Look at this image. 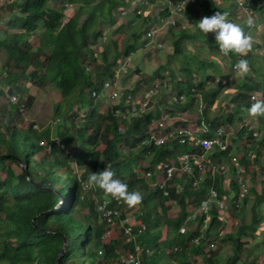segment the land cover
<instances>
[{
    "label": "trees",
    "instance_id": "obj_1",
    "mask_svg": "<svg viewBox=\"0 0 264 264\" xmlns=\"http://www.w3.org/2000/svg\"><path fill=\"white\" fill-rule=\"evenodd\" d=\"M48 1L8 2L9 10L17 11L4 23L6 25L4 37L0 38V50L6 52V60L2 65L4 72L0 71V222H2L0 264H55L64 245L58 264H112L115 259L118 264H122L120 254L124 252L123 255L126 257L129 251L133 250L135 242L140 243L144 249H148V252L143 251L140 255V264H199V261L203 264H218L220 247L209 249L203 244V240L207 238H211L212 241L217 238L218 235L213 234V228L220 225L223 220L214 206L210 211V224L201 242L193 241V238L200 234L198 230L200 226L191 232L180 230L191 207L188 205L189 202L199 204L207 196L209 184L192 188L191 181L188 179L187 187L180 190L178 176L174 174L164 188H161L155 183L153 174L152 182L145 181L139 175L140 172L152 170L157 163H171L172 159H176L179 153L188 150L189 147L176 142L171 148L165 145L157 151H153L152 143L142 147L137 146L147 136V129L156 115L144 114L141 118L132 119L126 129L121 131L119 130L120 122L114 116L116 107L122 108L121 105L109 103L104 113L93 107L91 94L93 88L97 90L95 93L98 96L111 100L108 97V91L115 85L112 67L118 58L117 45L108 47L101 42L102 21L115 22L113 14H117L118 9L127 0H119L114 5L111 4V0H68L73 4L74 9L67 15L63 13V7H51L47 4ZM242 1L250 7V11H253L257 2V0H248V3L247 0ZM232 4L238 11L235 0ZM198 7L205 16H210L216 11L227 12L215 0H198ZM184 13L186 17L193 15L188 8ZM159 14L164 19L168 18L166 8ZM82 16L84 17L81 19ZM39 26H42V30L37 33ZM168 33L167 39L171 44L173 43V55L183 53L182 40L191 39L194 36L185 29L175 31L171 25L168 27ZM33 34L39 39L37 46L33 45L32 40L29 39V36ZM201 36L197 37L205 42L207 36L206 38ZM211 41L213 42L214 39ZM33 46H35L34 49ZM130 48L134 49L132 44H128L122 52L126 55L131 51ZM100 52L103 53V57L97 58ZM232 56L237 61L240 59L237 58L238 54H232ZM205 62L207 61L201 59V63ZM213 62L206 66L213 67ZM86 65H90L93 69H85ZM250 66H252L251 63H249ZM29 67L32 69L27 79L24 73ZM254 70L257 69L254 68ZM160 71H163V74ZM160 71L147 77L139 76V80L149 83L154 78H163L169 71L172 74V71L167 70L166 67ZM47 72H52L54 75L51 76V81L66 101L65 105L70 107L62 112V107L57 105L54 108L55 119L51 122V129H38L33 120L27 119L34 93L28 89L15 90L13 83L20 82L24 85L28 82L32 87L39 88ZM207 76L205 78H209ZM261 76L264 77V73ZM106 81L109 83L108 87L104 86ZM183 81L185 83L176 82L173 77L172 83L175 85L181 83L184 86L178 85L175 95L184 94L185 100L190 98L194 102L198 98L194 96L197 93L201 102L208 106L204 108V113H207L216 94L195 88L196 84H199V88L202 87L204 84L202 79L194 85L186 80ZM7 82L10 83L6 93L2 87ZM132 86L134 87V84L130 87L128 85L125 91H131ZM86 87L90 89L88 107L86 111H83L81 102ZM254 88L261 91L257 101H264V84L260 85V82H257ZM24 92H28L27 96L23 95ZM74 93L77 94L79 104L76 109H71V103L67 100ZM8 96H13L14 99L10 100ZM209 96L211 97L208 98ZM251 101L253 99H250L249 93L242 94L240 91L236 93L229 100L235 103L236 107L233 113L227 114L223 121L228 123L233 118H241L239 114L237 117L234 113L243 108H245L244 114L250 115L247 109ZM99 113L100 117L96 119ZM79 115L84 118L86 116V119L83 118L85 127L76 124L75 120ZM63 117L68 121L66 126L61 123ZM257 117L263 123V130H259L262 138L257 144L254 143L256 136H253L243 123L238 129L241 131L240 134H246L245 137L241 136L244 142L239 155V162L245 170H247L249 159L252 160L264 153L260 149L264 145V115ZM214 121L211 125H214ZM52 127L55 129L52 130ZM85 129L89 130L87 135H77L81 131L86 132ZM99 143L103 145L102 148L97 147ZM72 147L75 148L79 166L87 167H84L82 172L70 168V162L75 158L69 153ZM122 151H126L127 154L123 155ZM230 151L231 149L228 148L225 152L215 153L214 156L228 157ZM147 153L149 155H146ZM148 156L150 161L148 159V164L145 165L144 160ZM105 167L113 170L116 177L128 185L129 191L136 190L142 194L141 201L134 206H128L115 199H112L114 203L110 204L111 208H116L120 213L115 218L116 222L127 219L126 224L133 225L134 240L131 242H125L122 228L119 233L121 241L113 239L104 241L103 236L110 227L98 210V203L94 197H89L86 201L88 221L75 219L73 216L75 210L82 212V206L79 204L80 198H84L82 179H87L86 175L88 176L90 172H97ZM235 179L237 181L236 176ZM235 179L230 181L233 190L232 201H230L232 212L239 211L248 201L246 196L238 200L240 187ZM90 188L93 196L101 195L103 191L92 185ZM61 194L65 198L62 203H60ZM257 199L259 200L257 197L252 205L251 220L245 224L240 223L235 231L222 237L225 238V242L229 240L233 248L232 255L224 264H254L248 263L246 258L241 261L240 255L250 240L256 237V223L259 222L255 212L259 202ZM149 200H152V209ZM173 205L178 207L174 214L170 213ZM130 209L133 210V217L127 218L126 213ZM143 223L146 225V230L138 235L137 227ZM147 224H152L151 235L147 234ZM250 253L249 248L245 256L249 257Z\"/></svg>",
    "mask_w": 264,
    "mask_h": 264
},
{
    "label": "rangeland",
    "instance_id": "obj_2",
    "mask_svg": "<svg viewBox=\"0 0 264 264\" xmlns=\"http://www.w3.org/2000/svg\"><path fill=\"white\" fill-rule=\"evenodd\" d=\"M14 1L15 0H0V38L4 37V33L6 29V25L4 23L6 22V20L9 19V17L13 13L17 11L16 9L9 10V8L7 7L9 4L8 2L12 3ZM65 1H67L66 6L64 5ZM65 1L49 0L47 4H49L51 7H59V8L63 7V9L66 8L65 11H68L70 14L74 9L73 4H71V2H69L68 0H65ZM167 1H168L167 3H163V2L156 3L155 7L157 8V10L160 8L162 9L163 6H166L168 5V3L171 4L173 2L169 0ZM215 1L221 5H225L224 3L222 4V1L228 2L227 5L229 6H227L226 10L227 11L230 10V11L228 13L227 18L234 23L239 22V20L242 18L239 22V24L242 25L243 17L245 15L242 14L240 18L236 16V21H235L234 20L235 16H233L232 14L234 12L233 9L237 10L236 7L230 6L232 5L234 0H215ZM118 2L119 0H111L112 5ZM246 2L248 3V0ZM149 3H150L149 12L150 14H152V17H148V18L136 10L135 11L127 10V12H125L124 9L119 8L118 14H113V17L115 18V22H114L115 28H113L115 31L113 33L110 32L111 23H109L108 21H102V25H101L102 31L101 32L103 35L107 37L106 43L108 47H114V45H117L118 47L117 53L118 55L122 54V56L125 55V53L122 51L129 43L132 44L134 47L133 50L130 48L132 52L130 54L129 64L133 66L134 68H136V70L133 71L131 69V71L127 72L128 75L123 74V76H121V78L119 79V82L117 83L116 87L118 88V90L120 91L122 95L127 93L125 90H127L128 85L130 87L133 84L134 86H137L138 84L136 88H141L143 84H146L144 81L139 80V76H141V74L144 73V77H147L150 74H153L155 71H160V69H162L163 67H166L167 70L169 69L172 71V74L169 71L171 80L173 79V77H175L176 82L179 81L181 83H185V81L183 80H186L194 85V83H197L199 79H202L204 81V84L202 85V87L199 88L198 86L199 84H196L195 88L198 90L199 89L208 90L207 93L212 92V94L213 93L216 94V97L213 100V104L209 105L207 113H204V108L208 106H205L204 103H200L202 105L200 108L202 111V115H201V112H197L196 110L198 101L192 102L190 98H187L181 104V106H173L165 100L168 106L170 107L172 106L174 107V109L177 110L178 117H181L183 114L185 117L189 119L187 122L183 120H179L177 124H180V125L192 124L193 127H196L195 124H198L201 120H203L207 124V127L209 129H212L213 127H216L222 124L225 132L229 136L228 140L232 141V143L235 142V144H238V143L240 144V142H243L244 138H241V140L237 138L238 135L236 133L238 132L236 131L238 130V127L240 126V121H238L239 119L236 118L237 120H235V118H233V120L228 123H225V121H223V119L226 118V115L233 113L234 108L236 107V104L229 102V100L231 97H234L235 93H237V90H234L233 92V89L229 88V90L224 91L223 86H229V82H230V85H232L233 82H231V79L236 77V79L234 80L236 81V83L239 80L242 81L241 87L243 88V91H241L240 93L243 94L244 92L248 93L250 91L255 90L254 86H255L256 80L260 82V85L264 84V77L261 76L264 73V70H263L264 69V58L262 61L259 58L260 55H263L262 57H264V33H263L264 31L258 32V29L261 30L263 28L264 16L262 15L261 7L264 10V0H257L256 5H255L256 9L252 8L253 9L252 16L255 18V23H254L255 26L251 27L250 29L247 27L244 28L245 32L249 35L250 38L255 37V43H254L255 45H252V48L246 54H244V56H239V54L237 56L240 58L241 57L243 58L251 57L252 58V61H251L252 66L249 67L248 65V69L250 71L243 75H241L234 67H232L233 65L232 53H229L228 55L222 54L217 48V46H215L214 44L215 42L211 41V39H214L213 33L209 32L208 34H206L207 40L205 42L199 40L197 36H201L203 33H200L195 27H192L193 19H191L192 18L191 16H188L191 18H187L185 16V13L181 15L183 21H179L181 16L180 17L175 16V20L177 23L175 22L174 26L172 24L171 25L175 29V31L185 29L191 32V34H193L194 36L191 39L186 38L182 40L181 46H184L183 53H177L173 55L174 54V53L172 54V51H173L172 44L173 43L171 44L170 41L166 38H165V43H164V40H161L162 42L160 41V39L163 36H167V33L165 32V30L166 31L168 30V25L165 23V20L156 22V17H155L156 8H154V3H151L150 0H149ZM125 6H127V2L125 4H122L121 7L126 8ZM195 8H197V6ZM121 9L122 11L121 13H119ZM162 11L163 10H161V12ZM238 11L239 12L237 13V15L241 13L240 9ZM84 16H82L81 19ZM204 16L205 15H203L200 11L199 12L196 11V13L194 14L195 24L197 20H199L201 17H204ZM151 18H153L154 20L150 21ZM145 23H147L146 26L148 25L154 29V35L150 39V44L146 46L144 44L145 47L144 46L139 47V41L143 40L145 37V30H147V28L150 29V27L145 26ZM162 24H163L162 30H160V26ZM41 30H42V26H39L36 32L40 33ZM40 35L43 36L42 34ZM201 37L205 38V35ZM29 39L32 40L33 45L37 46L39 44V39L35 34H33L32 36H29ZM156 43L157 45L162 44L163 46L162 49L161 48L155 49L154 46ZM35 46H33V49ZM41 47H44V45H41ZM100 56L102 58L103 53L100 52L97 58H100ZM147 58L149 59L148 61H146ZM201 59H204L207 62L203 64L201 63ZM5 60H6V52L4 50H0V71L1 73L4 72L2 65L4 64ZM211 61L212 62L215 61L213 62V67L206 66V64L209 65ZM234 62L236 63L237 61H234ZM261 62L263 63L262 65L263 68H260V66H258L260 65ZM113 66H115V64H113ZM253 68L257 70H254ZM31 69L32 67H29L24 73V76L27 79H28V73ZM19 72L21 73V71ZM160 73L163 74V71H160ZM135 74H137V76ZM51 76H54L52 72H47L44 82L39 88L32 87L28 82L25 83L24 85L21 84L20 82L13 83L15 90L22 91L23 89H28L32 93H34V100L31 104L30 111H28L27 113V119L33 120L36 123V127L38 129L39 128H50L51 122H53L52 120L55 119L53 115H54V110H55L54 108L57 105H60V107H62L61 109L62 112H65L70 107V106L65 105L66 101L63 100L59 91L55 89L53 82L51 81ZM206 76L209 78L211 77V78L210 79L205 78ZM252 80H254L253 83L251 82ZM8 83L10 82H7L5 85L3 84V87L1 86L2 90L6 93H7L8 86H9ZM181 83H177L176 85L172 83V90L169 92V94H175L176 93L175 90H177L176 88L178 87V85H180V87H184ZM260 88L262 90L261 86ZM134 89L135 88H133L131 91H134ZM89 90L90 89L86 87L83 93V100L81 102L83 106V111H86V108L88 107L87 101H88V91ZM93 90L97 91L95 88H93ZM27 93L28 92H24L23 95L27 96ZM250 93L255 94V99H253V101H257L258 96L261 95V91H259L258 89H256L257 94L254 91ZM133 94L136 95L137 93H133ZM222 95H225L224 97H226V99L225 98L221 99L220 96ZM210 97L211 96H209L208 98ZM8 99L13 100L12 96H8ZM135 99L137 100V97ZM92 100H93V107L97 110H100L101 113H104L106 110V107L109 106V101L100 95L98 96L96 94L95 96H93ZM67 101L71 103V109H76L77 104H79V100L77 99L76 93L72 94L68 98ZM253 101L250 102V105L254 103ZM237 111L238 112H235L234 115L237 116V114H239L242 122L243 121L247 122L249 121L248 119H250L249 124H251V126L256 128V131L258 132L257 136L254 139L258 140L261 137V135H259L260 125H257L255 118H251L253 117V115L250 114L251 116L250 117L244 114L245 108L239 109ZM77 113L79 114V112ZM24 116L26 118V115ZM99 117H100V113L96 116V119H98ZM83 118L84 116H80V115L76 118L75 121L78 126H81V127L86 126L84 122V119H86V116L84 119ZM62 120L63 121L61 123L63 125L65 126L68 125V121L65 117H63ZM212 121H214L215 126L211 125ZM124 126L126 129L127 124L125 123ZM154 126H155L154 121H152V124L149 125L147 131H149L151 128H155ZM119 128L122 131L121 125ZM54 129L55 128L52 127V130ZM88 132L89 130H86V132L81 131L79 132V134L77 133V135L85 136L87 135ZM54 134L56 135L55 131H54ZM244 134L245 133L239 134V135L240 137L241 136L244 137ZM75 146H77V144H75ZM97 147L102 148L103 145L99 143ZM231 151L233 150L231 149ZM122 152H124L123 155L127 154L126 151H122ZM69 153L75 156V158H73L72 161L70 162V168H72L74 171H77V170H79L80 172L84 171L83 168L86 166L84 165L79 166L80 164L77 162L78 159L76 158L75 148L72 147ZM149 158L150 156L146 157V159L144 160L146 162L145 165L148 164ZM249 160L251 162V159ZM20 164L23 166L22 162H20ZM169 165H170L169 163H162V162H160V164L157 163V165H155L153 169L150 170L151 175L153 174L155 176L154 180H161L165 168ZM15 169L16 171H18L17 167ZM174 172H176L178 176L180 189L183 190L185 187H187L188 177L185 173H182L180 171L179 167L175 168ZM228 172L229 171L224 172L223 174H216L215 177L209 178V179L205 177L199 181L198 186L199 187L200 185L203 186L205 185V182H207L209 185L214 186L215 189H219V192H220V189H222V185H223V188L227 190L226 193H228L229 191L231 192L232 189L229 183L231 180L235 179V173L234 171H230L229 173ZM241 177L245 179V182L249 189L247 196H246L248 199L252 200L254 198L253 196L254 191L256 190L258 192L260 187L263 193L264 179L262 180L259 172L254 171V169L251 167V164L248 163L247 170L244 169L242 171ZM142 178L147 182H152V179H149L150 177L148 178V177L142 176ZM86 181L87 179H82V182H83L82 184L83 192L82 193L84 194V198H80L79 200V204L82 206V212L80 213L78 212V210H75L73 212V216L75 217V219H81L83 221L89 220V214H88L87 203H86L87 198L94 197L96 203L98 204L100 203V201H103V199L104 201H107L109 204L114 203V201H112V198L108 196L107 194H105L103 191L101 195L93 196V194L90 193V189H91L90 185L88 184V182L86 183ZM235 182H237L236 179H235ZM63 187H65V184H63ZM220 195H221V198L225 201L226 207H225L224 213L220 214V217L223 218L222 223L213 228L214 229L213 234L218 235L217 238L213 239V241L215 242V246L220 247V250L218 253V264H224L226 259L232 255L233 248L230 246L231 242L229 240L225 242V238L223 239L222 237H226L227 234L235 231L237 227L240 225V223H244V224L248 223V221L250 220V215H249V212L245 213L244 211L242 212L240 210L232 212V208L230 205L231 198H229L227 194L225 193H221ZM63 199L65 198L62 195V201ZM149 203H150V208L152 209V205H151L152 200H149ZM188 205H191L189 209H192L193 207H197L198 204H193L192 202H189ZM177 210H178V207L176 205H173L170 213L174 214L177 212ZM188 213H189V210H188ZM126 217L127 218L133 217L132 209H130L129 212L126 213ZM1 225H2V222H0V229H1ZM110 228H111L110 229L111 232L107 231L103 236L104 241L108 242L110 240L112 241V239L114 241H117V240L121 241V238L119 235L120 228L114 227V226H111ZM152 231H153L152 224H147V234L151 235ZM262 238H259L258 240H262ZM249 248L251 249V247L246 246V249H244V251L241 253L240 255L241 261H244V258H246L247 261H250V257L245 256ZM123 253L120 254V259L123 256ZM257 255L261 256L263 259L264 258V248H260L257 252ZM263 262H264V259H263ZM112 264H118L117 260L115 259L114 261H112ZM199 264H203V262L199 261Z\"/></svg>",
    "mask_w": 264,
    "mask_h": 264
},
{
    "label": "built area",
    "instance_id": "obj_3",
    "mask_svg": "<svg viewBox=\"0 0 264 264\" xmlns=\"http://www.w3.org/2000/svg\"><path fill=\"white\" fill-rule=\"evenodd\" d=\"M238 8L245 16L251 14L250 8L242 0H235ZM197 4V0H174L172 5L169 7V15L171 17L170 21L174 24V17L176 15L182 14L187 7H192ZM242 14L237 15L239 18ZM253 27V26H252ZM148 36L152 35V31L147 33ZM161 44H158L157 47H161ZM129 58L121 63L118 68L119 71H124L127 66ZM117 80H115V85L108 91V97L111 101H117L122 108L116 107L114 111V116L120 122L122 131L125 129L124 124H128L132 119L141 118L144 114L149 113L151 110H155L158 115L154 121V127L151 128L147 136L138 143L137 146L142 147L143 145L152 143L153 151L159 150L162 146L169 145V148L172 147L173 143H178L180 145H186L188 150L182 151L176 156V159H172L170 165L167 166L163 172L161 180H155V183L158 184L161 188H164L165 184L170 181L176 172L174 169L179 167L182 173H185L188 179L191 181L192 188H198L199 181L205 177L213 178L216 174H223L227 171H234L237 178V184L240 187V194L238 200H241L242 197L247 196L249 191L248 186L245 182V179L241 177V173L244 170L242 165L239 162V155L230 151L228 157L224 155L214 156L217 152H225L228 148H234L236 145L229 141V136L225 132L223 125H218L209 129L207 124L201 120L198 124H195L196 127H193L192 124L180 125L177 124L179 120L188 121L183 115L178 117V112L171 113L164 107L159 108L156 103V95L166 96L167 102L173 106H179L185 101V95H175L169 94L172 90V80L169 75H165L163 78H155L153 81L147 85L142 92H139L135 95L131 92H127L124 95L120 93L116 87ZM104 86L108 87L109 83L104 82ZM92 96H95V90L91 92ZM195 101H198L197 112H201V98L197 93L194 94ZM137 97V100L135 99ZM14 99V97L12 96ZM242 126L240 123L239 128ZM243 126L247 127V130L252 133L253 136H257V132L249 122H243ZM120 130V128H119ZM231 140V139H230ZM146 155H149L148 153ZM228 172V173H229ZM141 173V174H140ZM142 177L152 178L150 170L145 172H140ZM177 175V174H176ZM207 188L206 197L200 201L197 207L189 209V213L185 223L182 225L180 230L182 232H191L196 230L199 227L200 234L196 235L193 238V241L196 243L201 242L206 234L207 227L211 221L210 210L214 206L218 214H223L226 203L221 198L220 192L218 189H215L214 186L209 185ZM180 188V186H179ZM181 190V189H180ZM111 205L107 201H101L98 204V210L102 213L103 218L105 219L109 227H119L123 229L125 235V242H131L134 240L133 235V225L126 224L127 219L116 222L115 218L119 216V211L116 208H111ZM118 223V224H117ZM137 234L141 235L146 229V225L140 224L137 227ZM109 231V230H108ZM107 232V231H106ZM206 248L212 249L215 246V242L211 238L203 240ZM148 252V249H144L140 243L135 242L133 250L129 251L126 257L124 255L121 257L122 264H140V255L143 251Z\"/></svg>",
    "mask_w": 264,
    "mask_h": 264
},
{
    "label": "clouds",
    "instance_id": "obj_4",
    "mask_svg": "<svg viewBox=\"0 0 264 264\" xmlns=\"http://www.w3.org/2000/svg\"><path fill=\"white\" fill-rule=\"evenodd\" d=\"M158 1H161V0H158ZM158 1H156V3ZM147 3H149V0H127V6H125L126 8H123V7H121V8L124 9L125 12H127V10L128 11L129 10H131V11L136 10L139 12V9L141 7L148 6V5H146ZM172 3L169 4L168 6H165V8L168 10L169 7L172 5ZM64 5L66 6V3H64ZM196 6L198 9L195 8ZM187 8L192 11L193 15L196 13V11L199 12L200 8L198 7V0H197V4H195L192 7H187ZM122 9L119 11V13H121ZM186 9H185V11H186ZM65 10H66V8L62 9L63 13L65 15L69 14V12L65 11ZM184 12L182 14L176 15V16L179 17V16L183 15ZM240 14H242V12ZM159 16H160L161 20H165V23L168 25V27H169V25L172 24L170 21L171 17L169 15V11H168V16H167L168 18L167 19H164L160 14H159ZM227 17H228V13L216 11L214 14H212L210 16H204V17H201L199 20H197L196 24H195V28L200 33H203L205 35V38H206V34H208L209 32L213 33L214 34V42L222 54L228 55L229 53H232L233 55L239 54L240 56H244V54H246L252 48V40L244 30L245 27L250 29L252 26L253 27L255 26L254 25L255 18L252 16V11H251V14H248V15L243 17L242 25L232 22ZM174 20H175V17H174ZM175 22H176V20H175ZM175 22H174V24H172L173 26L175 25ZM113 24H114V22L111 23L110 26H112ZM146 24L147 23H145V26H146ZM146 27H149V26H146ZM160 30H162V26L160 27ZM149 31H152L151 36L147 35V33ZM110 32L113 33L114 29L111 28ZM153 35H154V29L151 27H150V29L147 28V30H145V37H144L143 41L142 42L139 41V47H143L144 44H145V46L150 44V39L153 37ZM106 41H107V37L102 34L101 42L103 43V45L107 46ZM162 47L163 46L157 47V43L154 46L155 49H160ZM132 50L128 54L124 55L126 57L122 56V54L117 55L118 58H117L116 62L114 63L115 66L112 67V72L114 73V77H115V80H117V83H118V79L120 76H123V74H127V72L131 71V69L133 71L136 70V68L131 66L129 64V61H128V64L125 67V70L118 72V68L120 67L121 63L126 61L128 58L130 60V54H131ZM97 57H98V54H97ZM120 58H122V59L119 61ZM232 67H234L241 75L246 74L249 70L248 69V61H247V59H244V58L239 59ZM85 69H93V68H91L90 65H86ZM167 75L170 76L169 73ZM149 84H150V82L144 84L143 87L145 88ZM138 91H139V88L134 89V91H129V92L138 93ZM91 92H92V90H91ZM139 92H142V91H139ZM156 96H160V95H156ZM156 96H155V98H156ZM164 98L167 101L166 96H164ZM258 98H259V96H258ZM250 99L251 100L255 99L254 93L250 94ZM109 103L119 104V103H117V101H111V100L109 101ZM247 111L251 115H256V116L264 115V101H257L255 103L251 104L249 106V108L247 109ZM150 112L156 113L153 110H151ZM150 112L147 114H152ZM157 116L158 115L156 114V117ZM155 118H154V120H155ZM243 122H246V121H243ZM243 122L240 121V123H243ZM238 129H239V127H238ZM255 130H256V128H255ZM245 136H246V134H245ZM87 182L89 185L95 186V187L103 190V192L105 194H107L108 196H110L112 199L122 201L123 203H125L128 206H134V205L138 204L142 199V194L139 191H136V190L129 191L128 185L125 182H123L121 179L117 178L115 172L113 170L107 168V167H105L102 170H99L97 172H90V174L87 176ZM109 231L111 232V230H109ZM144 252H145V250H144Z\"/></svg>",
    "mask_w": 264,
    "mask_h": 264
},
{
    "label": "crops",
    "instance_id": "obj_5",
    "mask_svg": "<svg viewBox=\"0 0 264 264\" xmlns=\"http://www.w3.org/2000/svg\"><path fill=\"white\" fill-rule=\"evenodd\" d=\"M169 1H174V0H169ZM246 1V0H245ZM158 2H163V3H167L168 1L167 0H162V1H158ZM157 2V3H158ZM151 3H154V8H156L155 7V4H156V2H151ZM225 4V5H221V4H219V5H221L220 7L221 8H224V9H226L227 8V6H229V5H227L228 4V2H225V1H222V4ZM170 3H168V5H169ZM146 5H148V6H146V7H141L140 9H139V13H142L143 15H145L147 18L148 17H152V14H150V12H149V7H150V3H147ZM168 5H166V6H168ZM230 6H233V4L232 5H230ZM164 8H165V6H163L162 7V9L160 8V9H158L157 10V8H156V11H155V17H156V22H160L161 21V18H160V16H159V13H160V11L161 10H164ZM234 10V12L232 13L233 14V16H235L234 17V20L236 21V15H237V13L239 12V11H237V10H235V9H233ZM261 10H262V15L264 16V10H263V8H261ZM230 11V10H229ZM229 11H227L226 13H229ZM180 17V16H179ZM192 17V18H191ZM191 17H187V18H191V19H193V21H192V27H195V22H194V15H192ZM146 18V19H147ZM242 19V18H241ZM240 19V20H241ZM151 20H154L153 18H151L150 19V21ZM240 20H239V22H240ZM179 21H183L182 20V16L180 17V20ZM149 22V21H148ZM147 22V23H148ZM239 22H236L237 24H239ZM148 26V25H147ZM161 26H163V25H161ZM160 26V27H161ZM111 28H115V25L113 24L112 26H110ZM150 27V26H149ZM258 29V28H257ZM175 30V29H174ZM115 31V30H114ZM262 31H264V19H263V28L261 29V30H259L258 29V32H262ZM165 32L167 33V36L169 35V33H168V30L166 31L165 30ZM164 32V33H165ZM116 36V35H115ZM167 36H163L161 39H160V41L161 40H164V43H165V38L167 39ZM251 40H252V45H255L254 43H255V37H252L251 38ZM143 40H141V42H142ZM162 42V41H161ZM263 55H260L259 56V58L261 59V61L263 60V58L264 57H262ZM238 58V57H237ZM240 58V57H239ZM241 58H243V57H241ZM240 58V59H241ZM122 58H120L119 59V61L121 60ZM246 59H247V61H248V65H249V63H251V61H252V58L251 57H246ZM149 60V59H148ZM147 59H146V61H148ZM234 61H237L236 59H233L232 60V62H233V65L235 64V62ZM145 62V61H144ZM232 65V66H233ZM263 63L261 62L260 63V65H258V66H260V68H263ZM257 66V65H256ZM254 69V68H253ZM264 70V69H263ZM250 70H248V72H249ZM156 72V71H155ZM158 72V71H157ZM141 76L142 77H144V73L143 74H141ZM236 79V77H234L233 79H231V82H233L232 83V85H230V82H229V86H223L224 87V91H226V90H229V88H232L233 89V92H234V90H237V93L239 92V90H240V92L241 91H243V88L241 87V80H239L237 83H236V81H234ZM255 79V78H254ZM253 81L254 80H252L251 82L253 83ZM257 81V80H256ZM258 82V81H257ZM256 82V83H257ZM144 85V84H143ZM143 85H142V87L141 88H139V91H143L144 90V87H143ZM132 88H135V89H138V88H136V86H132ZM253 91H255L256 92V90H253ZM253 91H250V92H253ZM250 92H248L249 94H252V93H250ZM225 94H227V93H225ZM236 94V93H235ZM225 95H222V96H220V98L221 99H223V98H225L226 99V97H224ZM166 99L164 98V96H162V95H160V96H156V103H157V105L159 106V108H161V107H164V108H166L167 110H169V111H171V113H176L177 112V110L176 109H174V107H170V106H168L167 105V103H166V101H165ZM153 111H155V110H153ZM156 112V111H155ZM150 113H152V115L154 116V114H156V113H154V112H150ZM183 115V114H182ZM184 116V115H183ZM247 116H250V115H247ZM185 117V116H184ZM238 117V116H237ZM251 117V116H250ZM187 118V117H186ZM246 118V117H245ZM251 118H255V120H256V122H257V125H260V131L261 130H263L262 128H263V123H261L260 122V120H259V118L257 117L256 118V116L255 115H253V117H251ZM188 119V118H187ZM239 120L238 121H240V119L241 118H238ZM235 120H237L236 118H235ZM249 121H250V119H248ZM237 121V122H238ZM236 132H238V133H236L237 135H238V139L239 140H241V137H240V133L239 132H241L240 130H237ZM244 137H245V135H244ZM250 141H254V140H250ZM261 141V137L258 139V140H256L254 143L255 144H257L258 142H260ZM243 142H244V140H243ZM243 142H240V144L238 143V144H235V142L233 143L234 145H236L234 148H231L230 147V149H232L233 151V153H240L241 152V147H242V145H243ZM261 149V151H263L264 152V145H262V147L260 148ZM253 152V151H252ZM255 157V156H254ZM255 161V162H254ZM249 164H251V167L254 169V171H256V172H259L260 173V175H261V178H262V180L264 179V153H261L259 156H256L255 158H252V160H251V162H250V160H249ZM246 172V171H245ZM256 183V182H255ZM205 184H207V182H205ZM224 184V183H223ZM230 184V183H229ZM229 189V188H228ZM219 190V189H218ZM223 190V191H222ZM226 191L227 190H225V188H223V185H222V189H220V193H225V194H227V196L229 197V198H231V201H232V196H233V191L231 190V192L229 191L228 193H226ZM262 195V196H261ZM253 196H254V198L251 200V199H248V201H247V203L245 204V206H242V208L241 209H239L240 211H244L245 213L246 212H249V215H250V220H251V214L253 213V210H252V205H253V203H255V201H256V198L258 197L259 198V202H258V205L255 207V212H256V216H257V218L259 219V222L258 223H256V231H255V238L254 239H252V240H250V243L248 244V245H246V246H249V247H251V254H250V261H248V263H254V264H264V262H263V259H262V257L261 256H259V255H257V252H258V250L260 249V248H264V191H263V193H262V191H261V187L259 188V191L257 192L256 190L254 191V194H253ZM241 205H242V202H241ZM211 211V210H210ZM218 213V212H217ZM249 220V221H250ZM248 221V222H249ZM263 237V238H262ZM259 238H262V240H258ZM246 246H245V248H246ZM259 260H261V261H259Z\"/></svg>",
    "mask_w": 264,
    "mask_h": 264
},
{
    "label": "water",
    "instance_id": "obj_6",
    "mask_svg": "<svg viewBox=\"0 0 264 264\" xmlns=\"http://www.w3.org/2000/svg\"><path fill=\"white\" fill-rule=\"evenodd\" d=\"M60 200H61L60 203H62V195H60ZM64 244H65V243H64ZM64 248H65V245H64L63 249L60 251L59 255L57 256L56 261H55V264H58V258H59V256L62 254Z\"/></svg>",
    "mask_w": 264,
    "mask_h": 264
}]
</instances>
